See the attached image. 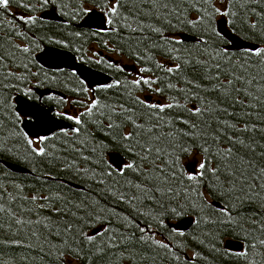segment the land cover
<instances>
[{
    "label": "trees",
    "instance_id": "1",
    "mask_svg": "<svg viewBox=\"0 0 264 264\" xmlns=\"http://www.w3.org/2000/svg\"><path fill=\"white\" fill-rule=\"evenodd\" d=\"M225 2L0 5V264H264V0ZM93 8L106 13L108 31L77 27ZM221 15L260 48L229 49ZM48 45L116 82L90 89L74 71L43 67L36 55ZM93 45L130 67L94 57ZM35 87L65 97H39ZM18 94L56 107L76 128L36 145ZM194 152L205 166L189 172ZM186 217L187 231L171 226ZM229 239L243 249L227 248Z\"/></svg>",
    "mask_w": 264,
    "mask_h": 264
},
{
    "label": "water",
    "instance_id": "2",
    "mask_svg": "<svg viewBox=\"0 0 264 264\" xmlns=\"http://www.w3.org/2000/svg\"><path fill=\"white\" fill-rule=\"evenodd\" d=\"M42 18L50 20H60V17L55 11H44L40 14ZM79 28L92 29L99 32H106L110 29L107 24L106 14L97 8L91 9L84 19L77 24ZM218 31L229 41L228 48L235 51H241L249 49L256 51L260 48V45L251 41H247L234 33L228 27L227 18L222 17L217 20ZM180 37L184 40L195 41L196 37L186 33L180 34ZM37 61L47 69H68L74 71L90 89H94L100 86H107L116 82V79L110 74L103 72L99 69L93 68L86 63L78 60L76 55L67 49L57 46H45L37 55ZM39 97L45 95L60 94L65 97L59 91L50 88H34ZM16 110L22 117V127L27 135L32 139H39L47 137L56 131L69 129H75V125L69 120L60 117L56 114V107L44 106L38 101L31 100L24 95L18 94L15 97ZM111 162L121 169L125 163L122 155H112ZM8 167L15 171H21L22 169L6 163ZM190 172L194 170L187 166ZM193 221L191 217H186L182 220L171 223V226L178 230L187 231ZM225 246L231 250L241 251L243 244L240 241L227 240Z\"/></svg>",
    "mask_w": 264,
    "mask_h": 264
},
{
    "label": "rangeland",
    "instance_id": "3",
    "mask_svg": "<svg viewBox=\"0 0 264 264\" xmlns=\"http://www.w3.org/2000/svg\"><path fill=\"white\" fill-rule=\"evenodd\" d=\"M216 1H217L218 5H219V6L222 8V10H223V8L225 7V4H226V2L224 3L225 0H216ZM114 2H115V0H112V5L114 4ZM222 15H223V14H222ZM222 15L220 16V18L224 17V16H222ZM97 52H104V53H107V54L110 55L111 57L118 59V61L121 62L122 64H126V65H127V64L129 63V61L127 60V58L119 56V55L117 54V52H115V51L113 50L112 47L107 48V49H100V48H98L96 45H93L92 48H91V54H92L94 57L98 58V56H97ZM133 73H134V77L147 76V75L142 74L138 69H134V70H133ZM87 102L90 103V102H91V99L88 98V99H87ZM78 110H79V109H77V111H78ZM77 111H74L73 113H70V116H71L72 118H74V117L77 115ZM39 142H40V138L34 140V143H35L36 145H38ZM184 161H185L184 163H185L186 167H187V166H190L194 171H199V170H200L199 165H200L201 163H203L204 158H203V155H202V154H199L198 152H194V153H192L191 155H189L188 157H186ZM188 171L190 172V169H188ZM67 261H68L69 264H79L77 261L72 260V259H70L69 257H67Z\"/></svg>",
    "mask_w": 264,
    "mask_h": 264
},
{
    "label": "flooded vegetation",
    "instance_id": "4",
    "mask_svg": "<svg viewBox=\"0 0 264 264\" xmlns=\"http://www.w3.org/2000/svg\"><path fill=\"white\" fill-rule=\"evenodd\" d=\"M110 48V47H109ZM100 56H102L103 58H107V59H109L110 61H112V60H115V61H117V62H119L118 61V59H116V58H113V57H111L110 55H108L107 53H104V52H101V55ZM121 63V62H120ZM122 64V63H121ZM122 65H124L125 67H130V64L128 63L127 65L126 64H122ZM102 71V70H101ZM104 72V71H103ZM64 113H68L67 112V110H65L64 111Z\"/></svg>",
    "mask_w": 264,
    "mask_h": 264
},
{
    "label": "snow or ice",
    "instance_id": "5",
    "mask_svg": "<svg viewBox=\"0 0 264 264\" xmlns=\"http://www.w3.org/2000/svg\"><path fill=\"white\" fill-rule=\"evenodd\" d=\"M8 3H9V0H0V5H4L5 7L8 5ZM257 54H259V52L257 53ZM77 122H79V121H77ZM30 143H31V141H30ZM204 164L203 163H201L200 165H199V167L202 169V168H204Z\"/></svg>",
    "mask_w": 264,
    "mask_h": 264
},
{
    "label": "bare ground",
    "instance_id": "6",
    "mask_svg": "<svg viewBox=\"0 0 264 264\" xmlns=\"http://www.w3.org/2000/svg\"><path fill=\"white\" fill-rule=\"evenodd\" d=\"M229 240H234V241H240V240H235V239H229ZM242 243V241H240ZM226 243V242H225ZM243 244V243H242Z\"/></svg>",
    "mask_w": 264,
    "mask_h": 264
}]
</instances>
